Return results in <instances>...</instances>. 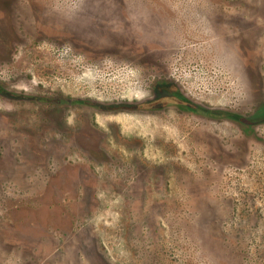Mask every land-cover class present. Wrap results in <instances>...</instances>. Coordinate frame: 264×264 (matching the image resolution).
I'll use <instances>...</instances> for the list:
<instances>
[{
    "label": "rangeland",
    "instance_id": "obj_1",
    "mask_svg": "<svg viewBox=\"0 0 264 264\" xmlns=\"http://www.w3.org/2000/svg\"><path fill=\"white\" fill-rule=\"evenodd\" d=\"M0 264H264V0H0Z\"/></svg>",
    "mask_w": 264,
    "mask_h": 264
}]
</instances>
